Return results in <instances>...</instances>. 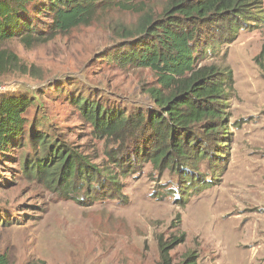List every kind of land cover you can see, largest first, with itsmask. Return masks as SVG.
<instances>
[{
	"label": "rangeland",
	"instance_id": "obj_1",
	"mask_svg": "<svg viewBox=\"0 0 264 264\" xmlns=\"http://www.w3.org/2000/svg\"><path fill=\"white\" fill-rule=\"evenodd\" d=\"M132 1L157 15L167 0ZM146 10L101 11L92 24L30 49L15 41L28 71L0 77V95L34 98L28 128L43 122L39 128L55 130L92 160L105 159L104 140L91 135L75 99L127 112L157 107L147 93L157 86L154 72L112 60L127 42L122 28L136 27ZM251 22L219 54L200 60V66H229L234 81L224 142L228 161L219 165V175L211 163L200 165L216 176L214 183L179 192L176 174L145 162L121 178L123 201L80 205L25 176L21 152L16 161L0 155V212L9 221L0 224V251H8L14 264H160L162 241L173 242V263L194 252L197 264H264V3L260 19ZM28 149L25 144L22 152Z\"/></svg>",
	"mask_w": 264,
	"mask_h": 264
},
{
	"label": "trees",
	"instance_id": "obj_2",
	"mask_svg": "<svg viewBox=\"0 0 264 264\" xmlns=\"http://www.w3.org/2000/svg\"><path fill=\"white\" fill-rule=\"evenodd\" d=\"M263 3L167 0L156 15L151 9L135 6L132 0H0V77L28 71L12 46L15 41L30 49L90 25L101 11L116 8L146 12L136 27L122 28L127 42L112 60L149 68L157 79V86L147 89L157 105L153 110L127 112L88 97L75 99L81 118L92 127L91 135L104 140L106 157L99 162L59 140L55 130L49 133L39 128L45 126L43 122L28 128L27 114L37 103L34 98L2 94L0 155L16 161L21 152L25 176L80 205L107 199L123 201L121 178L140 170L145 162L155 170L176 174L179 192L211 185L216 176L202 171L200 165L211 163L216 174L221 171L219 165L228 161L224 142L229 134V96L234 81L229 66H200V60L219 54L239 29L258 21ZM113 142H118L116 148L110 147ZM25 144L30 149L22 152ZM0 224L9 225L1 212ZM159 245L160 264L198 262L197 254L191 252L173 263V242L160 241ZM0 264H14L8 251H0Z\"/></svg>",
	"mask_w": 264,
	"mask_h": 264
},
{
	"label": "built area",
	"instance_id": "obj_3",
	"mask_svg": "<svg viewBox=\"0 0 264 264\" xmlns=\"http://www.w3.org/2000/svg\"><path fill=\"white\" fill-rule=\"evenodd\" d=\"M4 89H5V86L0 84V91H4Z\"/></svg>",
	"mask_w": 264,
	"mask_h": 264
}]
</instances>
